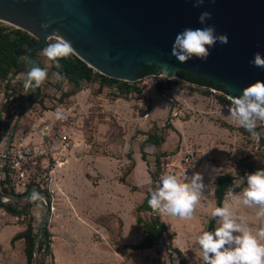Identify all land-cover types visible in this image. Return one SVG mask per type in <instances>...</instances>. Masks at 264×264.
Returning a JSON list of instances; mask_svg holds the SVG:
<instances>
[{"label":"rangeland","instance_id":"1","mask_svg":"<svg viewBox=\"0 0 264 264\" xmlns=\"http://www.w3.org/2000/svg\"><path fill=\"white\" fill-rule=\"evenodd\" d=\"M0 25L9 30L18 29L15 25L5 21H0ZM35 58L40 61L42 68L47 70L48 79L40 87H32L26 105H24V99L28 87L25 84L27 73L31 69L32 63L29 58L21 59L20 67L24 69L23 72L18 73L14 77H9L8 80H0V126L2 127L0 129L2 132L0 143H2L3 139L6 140V143L12 140H16L18 143L26 140L28 141L26 143H30L32 139H38L37 133L42 122L45 120H56L53 114L60 108L64 111L65 119L69 121L73 118L74 123L67 122V128L76 144L68 155L67 160L73 154L77 163L82 167H76V174L67 171L65 169L67 166L63 168L64 170L58 169V171L63 172H55L54 180L50 179L44 189L40 188L39 193L44 198L46 193H49V198H45L44 201L31 202L27 199L31 191L24 187L22 183L16 182L15 185L13 182H3L6 180L2 181L0 179L1 202L6 209L11 208L20 213L29 212L33 217L32 224L35 229V235L39 239L38 245L39 242L43 245L39 252L38 245L36 247L38 254L37 264H57L55 263L52 248L57 240L56 235L53 233L54 231L63 237V242L61 241L63 246L62 264H91L92 260L97 257L99 262H93L94 264H180V261L183 264H203L199 254L200 249L196 244V236L201 232L204 220L210 216L213 210L210 204L212 198L209 193H205V205L202 206V201H200L195 210L194 219L187 221L191 229L188 233L183 232L179 235L180 237L178 236V244L174 242L177 235L173 234V236H170L168 228L165 226V230L161 231L163 234L162 240L156 242L153 249L137 250L133 246L134 250L132 253L127 251L130 246L122 244L123 242L119 235V233L126 230L127 225L131 221L124 217L127 220L126 223H128L126 225L123 220L114 214L108 218L94 219V213L99 209V201L102 200V197L93 187L97 188L103 178L102 175L110 171L112 164L109 163L114 164V160L119 161L122 169V175L119 177L120 181L123 185L129 186L133 188V191L138 192L137 202H135L138 204V208L130 213L131 199H127L122 191L124 216H126V209L128 208L127 214L133 215L136 222L141 219L142 222L148 224V226L144 227V225L137 222L138 226H134L137 227L134 229L139 239L137 246H141L147 237L145 230L151 228V222L157 216V213L150 211L141 213L140 211L149 198V190L159 185L162 175L172 173L171 169L167 167L172 164L166 160L167 157H177L174 167L179 169V172L188 174V176H191L195 171H201L200 173L203 176L209 175V167L213 166L218 173V179L223 176H231L235 181H239L240 178H245L246 174H252L259 169H264V138L259 141L251 139L250 134L230 118L228 108L231 106V99L228 95L215 90V88L210 90L190 84L182 80L179 77V73L171 81L159 82L154 78L159 75L155 74L128 86L130 88L139 87L142 92L147 91L155 95L152 99L142 95V92L137 94L139 96H135V93L130 92L117 95L109 94V99L113 102L117 99L125 100L128 103L141 101L145 106H142V108L131 106V109L135 112L128 111L126 114L128 116L125 115L123 120L114 119V123L108 120L107 123H104L106 124L105 126L97 127L93 124L92 119L86 118V110L82 109L84 101L81 100V96L78 97V94L85 91V82H82L81 89L76 91L64 77L58 80L53 75L57 71L53 70L51 61L44 57L42 52L37 53ZM116 86L111 88L114 89ZM158 89H161V91H157ZM74 92L76 93L75 95L68 97ZM94 96L96 101L94 106L89 108V113H92L96 119L99 115L97 110H100L97 90L94 92ZM176 96L183 101L178 100ZM75 97H77L76 100H74ZM128 103H124V106L127 107ZM144 109L154 111L159 117L160 124L164 126L159 128L157 122L144 116L142 114ZM172 112L183 113L186 116L185 118L173 119ZM143 119L144 121L142 122ZM94 121L96 122V120ZM175 122L177 123L174 124ZM261 127L264 126H258L257 130H260ZM169 130L176 134L183 131V135H188V137L185 141H181L179 145H174L171 136L169 140L167 139L166 131ZM176 134L172 135V137L175 138ZM149 137L152 138L148 141ZM167 140L168 144L165 146L166 149H171L170 153L165 154V156L161 154L160 157L156 153L158 147L153 145V143L158 141L164 144ZM191 147L197 151L198 159L196 165L188 168L180 161L184 157L186 149ZM135 149L137 154L141 153V149L146 153L147 172L151 176L152 182H150L151 180L146 174L143 180H139L137 186H132L128 183L127 179L134 172L136 166L134 160ZM3 151L4 148H0V156ZM97 156L105 157L106 159L97 160ZM158 158L159 162H157ZM85 165L87 170L84 173ZM49 173L50 169L49 171H44L42 175H48ZM115 173L113 170V174ZM47 177L49 178V176ZM56 184L59 188L61 187L60 189L65 192L68 199L70 196L66 189L68 187L75 188L77 194L73 199L75 208L80 219L90 226L82 224V221L80 222L77 218L74 220L73 213L68 212L63 206L67 202L60 197L59 193L56 194L57 190L54 186ZM242 185L246 186V180L244 184H240V186ZM117 193L120 194L121 192L118 191ZM16 199H19L16 203H7ZM135 199L133 198V201ZM48 200L51 201V204ZM73 202L71 200L72 204ZM225 202L233 204L234 210L247 218L249 226L253 228L260 226L261 222L255 219L256 209L236 207L233 201L226 198ZM34 204H36V207L32 208ZM47 204L50 205L51 211L43 220ZM55 204L60 215L57 226L53 221ZM104 204L106 205V203ZM108 204L113 206L111 201ZM82 205L89 206L88 211L82 210V212ZM105 205L102 206L104 207L103 209L106 208ZM83 214L95 222L96 225L104 224L101 226H105V230L108 231L107 233L106 231L104 232L105 237L102 236L101 229L91 225L88 221L89 219L87 220ZM10 216V248L8 250L7 239L2 237L0 238V253L1 255L4 254L5 264H28L25 241H16L13 245L11 242L15 237L25 233L30 223V218ZM173 220L176 221L177 218L173 217ZM161 221L164 223L162 216ZM3 222L5 223L2 224ZM0 224L7 226L8 218H3L0 215ZM61 226L62 229L60 228ZM73 232L77 234L75 238H72ZM48 235H50L49 238ZM72 240L74 243H72ZM48 243L49 249L46 248ZM90 243H94L95 247H97L98 243H101L100 248L108 250L111 254L107 255L106 258L100 259L102 255L106 254L103 252L98 254L95 250L90 249ZM74 246L75 249L73 248ZM75 257L84 260V263ZM73 258L74 262L71 263ZM34 263L35 259H33L32 264Z\"/></svg>","mask_w":264,"mask_h":264},{"label":"water","instance_id":"2","mask_svg":"<svg viewBox=\"0 0 264 264\" xmlns=\"http://www.w3.org/2000/svg\"><path fill=\"white\" fill-rule=\"evenodd\" d=\"M205 11L212 16L207 23L217 34H226L228 43H217L206 60L180 64L171 55L175 36L184 28L202 27L198 17ZM0 21L37 41L27 52L31 67H42L32 54L55 32L72 42L74 56L89 68L120 82L146 79L139 73L147 68L166 77L184 72L223 87L231 98L255 81H264V69L249 63L254 53L264 54V0H205L201 7H194V0H0ZM50 211L47 204L43 220Z\"/></svg>","mask_w":264,"mask_h":264},{"label":"clouds","instance_id":"3","mask_svg":"<svg viewBox=\"0 0 264 264\" xmlns=\"http://www.w3.org/2000/svg\"><path fill=\"white\" fill-rule=\"evenodd\" d=\"M205 0H194V7H201ZM212 19L210 12H202L198 22L202 27L184 28L177 33L172 44L171 55L180 63L185 64L195 58L206 60L210 49L217 43L227 44L226 34H217L215 26L207 22ZM47 28L48 25H42ZM42 55L54 62L57 68L59 61L77 55L72 42L57 33L47 37ZM252 66L264 69V54L256 52L249 62ZM62 79L59 73H53ZM48 79L45 68L32 66L27 73L25 86L40 87ZM229 116L235 123L250 134L251 139L259 141L264 138V81L257 80L245 87L241 94L231 97ZM56 119H65L63 109L58 108L53 114ZM235 171V170H234ZM246 186L241 191L235 189L240 184ZM209 185L204 183L203 174L193 172L164 174L159 185L149 190L148 207L162 217H175L183 221L194 219V213L202 198L205 197ZM225 198L233 201L236 207L256 209L255 219L261 224L257 228L249 226L247 218L238 214L233 204L225 203L215 207L211 217L215 220L214 230H202L196 236V244L200 249L203 264H264V169H259L245 178L234 181L228 188ZM31 202L44 201L45 198L33 190L27 197Z\"/></svg>","mask_w":264,"mask_h":264},{"label":"crops","instance_id":"4","mask_svg":"<svg viewBox=\"0 0 264 264\" xmlns=\"http://www.w3.org/2000/svg\"><path fill=\"white\" fill-rule=\"evenodd\" d=\"M86 84V88H85V91L78 94V97L81 96V100H83V104H82V109L83 110H86V113H87V119H92L93 121V124L97 127H103V125L105 126L106 124L104 123H107L108 120L113 122L114 123V119H119L120 120H123L124 116L128 113V111L130 112H135L134 110L131 109V106H137V108H142V106H145L143 102L141 101H133L131 103H128L126 102L125 100H122V99H117L116 101H111L109 99V94H114V95H117L119 94V91H118V87H115L114 89H112L111 87H108V86H102L103 88L101 89L100 91V88L99 86H101V81L99 79H96L95 82H92V83H85ZM98 91V100L100 102V105H99V108L100 110H97L99 115L98 117L95 119L94 116L92 115V113H89V108H92L94 106V102L96 101L95 99V96H94V92L95 91ZM144 96H146L147 98H153L155 95L151 94V93H148L147 91H143L142 92ZM83 95V96H82ZM135 96H139L137 94H134ZM176 95V94H175ZM113 98H115L114 96H112ZM77 97L74 98V100H76ZM176 98L180 101H183L181 99H179L177 96ZM124 103H128V106L125 107L124 106ZM136 104V105H135ZM124 106V107H123ZM91 114V115H90ZM142 114L144 116H146L148 119L152 118L153 121L157 122L158 123V126L159 128H162V126H164L163 124L161 125L160 122H159V117L158 115H156V113H154V111H148L147 109H144L142 111ZM93 116V117H91ZM128 116V115H126ZM96 120V122L94 121ZM158 120V121H157ZM144 121V119L142 120V122ZM179 122V121H177ZM177 122H175L174 124H176ZM103 123V124H102ZM181 123V122H180ZM167 132V139L169 140L170 136H171V139L172 141L174 142V145H179L181 143V141H185L188 137L187 136H184L183 135V131H181L179 134H176L174 133L173 131L169 130V131H166ZM175 138L172 137V135H175ZM168 140L164 143V144H161L160 146H156L158 147L156 153L158 156L161 157V154H167V153H170V150L171 149H166V146L168 144ZM28 142V141H26ZM137 145V144H136ZM139 145V143H138ZM173 145V146H174ZM142 149H141V153H136V149H135V154H134V160H135V163H136V166H135V169H134V172H132V174L129 176V178L127 179L128 183L131 184L132 186H137L138 185V182L139 180H143L145 177H146V174L149 176L150 178V182H152V178L151 176L148 174L147 172V162H144L143 159H142ZM72 157L69 158L68 162L69 165L65 168L67 171L69 172H73V174H76V167L78 168H82L80 167V164L77 163L76 161V158L75 156H73V154H71ZM159 157V158H160ZM97 160H105L106 158L105 157H98L96 158ZM112 159V158H110ZM122 162V161H120ZM86 164V163H85ZM109 164H112V166L110 167L111 169H109L110 171L108 173H104L103 178L101 179V181L99 182V186L97 188L93 187V189H96L98 192H99V195L102 197L99 201V209L94 213L95 214V218L94 219H98V218H108L109 216H111L112 214H114L115 216L119 217L121 220H123L125 223L127 220H130L131 223L128 224L126 223L127 225V228L126 230H124V232H121L119 233L120 237H121V241L123 242L122 244H125L127 246H130L128 247L127 251L129 252H132L133 253V246L137 247V245L139 244V239L137 238L138 234L136 235L135 234V229L134 228H137V227H134V226H138L137 222L135 221V218L133 215H129L127 214V210L128 208L126 209V216H124V213H123V193L122 191L124 192V194L126 195V198H130L131 199V202H130V213L133 212V210L137 209L138 208V204L135 203L137 202V196H138V192H135L133 191V188L129 187V186H125L122 184V182L120 181V176L122 175V169H121V165H119V161L117 160H114V164L113 163H109ZM87 165V164H86ZM84 166V173L85 171L87 170V166ZM199 167V166H197ZM210 168V174L209 175H204V183L206 185H209L208 189H207V193H209V195L211 196L212 198V201H211V207L212 209H214L216 207L215 203H216V198H215V189H216V181L218 180V173L216 172V169L212 166V167H209ZM64 170V169H63ZM113 170L116 172L115 174H113ZM57 173H61L63 171H58L56 170ZM195 172H201V171H195ZM185 173V172H184ZM177 175L181 176V178L183 177V173L182 172H178ZM188 175V174H186ZM61 188V187H60ZM67 193L69 194L70 196V203H67L65 204L64 203V207L66 208V210L68 212H72L73 213V218L74 220H76V218L82 223V224H85V225H88L86 222H84V220L80 219L78 213H77V210H76V206L74 204V198L75 196L77 195L76 192H75V188L73 187H68V189H66ZM120 191L121 193L118 194L117 192ZM205 192V193H206ZM112 196V197H111ZM111 197V198H109ZM133 198H136L134 201H133ZM71 200L73 202V204L71 203ZM113 203V206L111 204H108V202ZM202 203L203 204L202 206H204L205 204V198H202L201 199ZM133 202V203H132ZM106 203V205L104 204ZM227 203V202H225ZM71 204V205H69ZM103 205L106 206L105 209H103L104 207H102ZM88 208L89 206L87 205H82V210H86L88 211ZM79 212V210H78ZM83 212V211H82ZM0 215L3 217V218H8V225L5 226V225H1L0 224V238H6L7 239V243H8V250L10 248V225H9V222H10V218L11 216L5 212L4 210H2L0 208ZM84 217H85V214H83ZM124 217H127L128 219L125 220ZM90 223L91 225H93L94 227H98L101 229V234L103 237H105V226H101V225H104V224H98L96 225L95 222L91 221L90 218H87L85 217ZM211 214L210 216H208L205 220H204V224L202 225L201 227V231L202 230H206V224L209 222V220L211 219ZM163 224L166 226V228H168V234L170 236H173V234H176L177 237L175 239V243L178 244L179 241H178V236L181 235L183 232L184 233H188V231L191 229V227L189 226V223L187 221H183V220H180L177 218L176 221L173 220V217H163ZM135 222V223H134ZM162 222V221H161ZM5 222H3L2 224H4ZM90 226V225H88ZM173 227V228H172ZM108 231H106L107 233ZM72 238H75V236L77 235L75 232L72 233ZM180 237V236H179ZM73 241V240H72ZM74 243V241L72 242ZM106 244V243H104ZM100 245L101 243H98L95 247L94 243H90L89 244V247L90 249H92L93 251L95 250L96 253L98 254H101V252L105 253L106 255H102L100 257V259H103V258H106L107 255H110L111 252H109L108 250L104 249V248H100ZM75 249V246L73 247ZM177 248V247H175ZM4 250H5V247H4ZM180 250H183V249H180ZM102 253V254H103ZM9 254V253H8ZM201 258H202V255L201 253H199ZM74 257V256H73ZM4 254L1 255L0 253V264H5V261H4ZM75 258H78L80 259L79 257H75ZM80 261L82 263H84V260L80 259ZM94 263H98L99 262V258L97 257L96 259L94 258V260H92ZM74 262V258L72 259V262ZM91 263V264H94V263ZM9 263V262H8Z\"/></svg>","mask_w":264,"mask_h":264},{"label":"trees","instance_id":"5","mask_svg":"<svg viewBox=\"0 0 264 264\" xmlns=\"http://www.w3.org/2000/svg\"><path fill=\"white\" fill-rule=\"evenodd\" d=\"M37 41L30 36L28 33L21 31V30H9L5 29L0 25V80H8L9 77H14L18 73H21L24 71L21 66V59L22 58H28L27 52L29 49L32 48V44ZM44 48V47H43ZM42 48V49H43ZM42 49L32 54L34 57L37 53L42 52ZM51 64L53 65V70L57 71L61 77H64L69 84L73 86V88L77 91L81 89V83H92L95 82L96 79H99L101 81V89L102 86H108L112 87L117 85L119 94L122 93H135V94H141V89L139 87L130 88L128 86V83L116 81L110 78H107L105 76H102L100 74H97L94 72L93 69L89 68L84 62H82L80 59H78L76 56H70L65 59H61L59 61L60 67L57 68L54 64V62L51 61ZM156 69L155 68H147L139 73L140 76L144 77H150L155 75ZM179 77L190 83L197 85L199 87H204L207 89H214L224 93L225 95H228V93L223 89V87L216 86L212 81L208 79H196L192 75L188 73L181 72L179 73ZM157 91H161V89H158ZM76 93H71L68 95V97H71L75 95ZM0 123H1V116H0ZM0 129L2 127L0 126ZM1 135V131H0ZM1 138V137H0ZM152 137H149L148 141L151 140ZM153 145H161V142H154ZM143 151V150H142ZM147 155L143 151L142 152V159L144 162H147ZM157 162H159V158L157 159ZM235 179L231 176H223L219 178L215 185V198H216V207L222 206L225 202V194L228 190V188L233 184ZM8 182V181H7ZM245 187V185H242L238 188H236V191H241L242 188ZM18 196V195H17ZM45 198H49V193H46ZM2 196L0 193V208L7 212L9 215H12L14 217H29L30 223L27 227V230L23 235H19L15 237L11 244L13 245L16 241L24 240L26 243V256L28 260V264H32L34 259V248H35V241L37 240V235H35V229L32 224V215L29 212L20 213L17 210H13L11 208L6 209L5 205L1 202ZM48 202L51 204V201L48 200ZM36 207V204L32 205V208ZM150 211L154 213L149 207L147 202H145V206L142 207L141 213ZM137 222L139 224L144 225V227L148 226V224H145L141 221V219H138ZM215 228V220L212 218L210 222L206 226V230H214ZM165 230V225L161 222V216L157 213V216L153 219L151 222V228L146 229L145 233L147 234L146 239L144 240L143 244L141 246L135 247L137 250H143V249H153L156 242L161 241L163 238V234L161 231ZM50 235H48V238ZM43 245L41 242H39L38 245V252L42 249ZM46 248L49 247L46 245ZM180 254V253H179ZM180 264H183L182 261H180ZM203 262V261H202Z\"/></svg>","mask_w":264,"mask_h":264},{"label":"built area","instance_id":"6","mask_svg":"<svg viewBox=\"0 0 264 264\" xmlns=\"http://www.w3.org/2000/svg\"><path fill=\"white\" fill-rule=\"evenodd\" d=\"M185 116L186 114L183 113L172 112L173 119L185 118ZM67 122L74 124L73 118L69 121L68 119L43 121L37 133L38 139H32L30 143H26V140L22 143L16 140L6 143L2 138L0 148H4V151L0 156V179L6 180L3 182H13L15 185L16 182H20L31 192L33 190L40 192V188L44 189L50 179L54 180L56 170L68 162L67 157L76 146L67 128ZM176 159L177 157L166 158L172 163L167 166L172 173L179 172V169L174 167ZM197 159L198 153L191 147L186 149L180 163L191 168L197 164ZM49 169L50 173L43 176L42 173Z\"/></svg>","mask_w":264,"mask_h":264},{"label":"bare ground","instance_id":"7","mask_svg":"<svg viewBox=\"0 0 264 264\" xmlns=\"http://www.w3.org/2000/svg\"><path fill=\"white\" fill-rule=\"evenodd\" d=\"M155 79H157V80H159V81H161V82H167V81H171V79L173 78V77H166V76H161V75H159V76H156V77H154ZM69 164L68 163H66V164H64V165H62L61 167H59L58 169H63L64 167H66V166H68ZM60 171V170H59ZM55 186V188H56V194H58L59 193V195H60V197H62V198H64V200L67 202V203H70V199H68V196L65 194V192L64 191H62L58 186H57V184L56 185H54ZM59 197V198H60ZM69 205H71V204H69ZM60 219V215H59V210H58V208L56 207V204H55V206H54V209H53V221H54V223H55V225L57 226V221ZM61 229H62V226L60 227ZM173 228V227H172ZM55 235H56V237H57V240H56V242H55V245L52 247L53 248V254H54V257H55V263H57V264H62V248H63V246H62V243H61V241L63 242V237L62 236H59V234L56 232V231H54L53 232Z\"/></svg>","mask_w":264,"mask_h":264}]
</instances>
